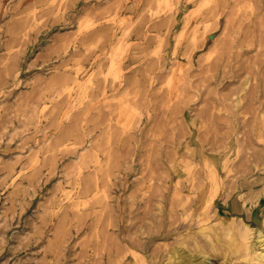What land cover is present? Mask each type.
Masks as SVG:
<instances>
[{"label":"rangeland","instance_id":"1","mask_svg":"<svg viewBox=\"0 0 264 264\" xmlns=\"http://www.w3.org/2000/svg\"><path fill=\"white\" fill-rule=\"evenodd\" d=\"M239 217L264 231V0H0V264H168Z\"/></svg>","mask_w":264,"mask_h":264},{"label":"bare ground","instance_id":"2","mask_svg":"<svg viewBox=\"0 0 264 264\" xmlns=\"http://www.w3.org/2000/svg\"><path fill=\"white\" fill-rule=\"evenodd\" d=\"M85 36L87 35L85 34ZM239 218L238 221L223 219L220 225V228L222 227V230H220L222 238H219L217 231L214 233L207 228H200L206 243L199 242L194 238L191 239V242L180 238L179 243L172 245L168 249L165 260L168 264H212L211 257L207 253L210 250L215 251L217 249L216 245H222L226 249L225 254L227 255L239 253V261L236 264H264V231L258 226H252L241 217ZM222 246L220 247L222 248ZM208 248L210 249L207 252ZM158 264H163V261Z\"/></svg>","mask_w":264,"mask_h":264}]
</instances>
